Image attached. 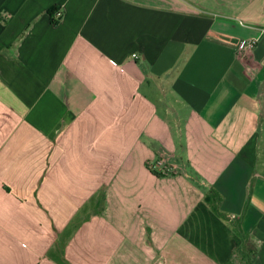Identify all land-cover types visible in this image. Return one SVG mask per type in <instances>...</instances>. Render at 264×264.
I'll return each mask as SVG.
<instances>
[{"label": "crops", "instance_id": "crops-1", "mask_svg": "<svg viewBox=\"0 0 264 264\" xmlns=\"http://www.w3.org/2000/svg\"><path fill=\"white\" fill-rule=\"evenodd\" d=\"M0 264H264V0H0Z\"/></svg>", "mask_w": 264, "mask_h": 264}, {"label": "built area", "instance_id": "built-area-1", "mask_svg": "<svg viewBox=\"0 0 264 264\" xmlns=\"http://www.w3.org/2000/svg\"><path fill=\"white\" fill-rule=\"evenodd\" d=\"M55 16H56V18H59L61 16V11L60 10H56L55 11ZM254 42H255V39H251L250 41L243 42L242 46H250V47H252L254 45ZM134 55H136V54H134ZM163 164H164L163 161L159 162L160 166H162Z\"/></svg>", "mask_w": 264, "mask_h": 264}, {"label": "trees", "instance_id": "trees-1", "mask_svg": "<svg viewBox=\"0 0 264 264\" xmlns=\"http://www.w3.org/2000/svg\"><path fill=\"white\" fill-rule=\"evenodd\" d=\"M56 10H57L56 7H53L52 9H50V14L52 16V20H53L54 23H57V19L54 17V14H55ZM154 172H156L159 175H163V173L161 171H159V170H154Z\"/></svg>", "mask_w": 264, "mask_h": 264}]
</instances>
